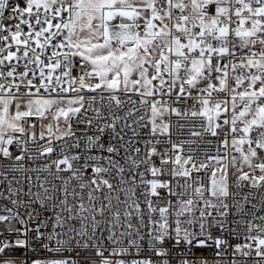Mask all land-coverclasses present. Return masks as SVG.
Segmentation results:
<instances>
[{
	"label": "snow or ice",
	"instance_id": "1",
	"mask_svg": "<svg viewBox=\"0 0 264 264\" xmlns=\"http://www.w3.org/2000/svg\"><path fill=\"white\" fill-rule=\"evenodd\" d=\"M262 189L264 0H0V264H264Z\"/></svg>",
	"mask_w": 264,
	"mask_h": 264
},
{
	"label": "built area",
	"instance_id": "2",
	"mask_svg": "<svg viewBox=\"0 0 264 264\" xmlns=\"http://www.w3.org/2000/svg\"><path fill=\"white\" fill-rule=\"evenodd\" d=\"M245 191H248V189H245ZM261 191L264 192V189H262ZM206 254L211 255L210 252H208V253H206Z\"/></svg>",
	"mask_w": 264,
	"mask_h": 264
}]
</instances>
